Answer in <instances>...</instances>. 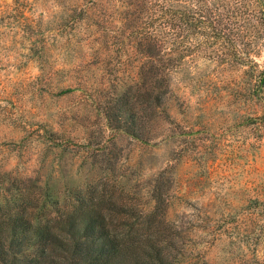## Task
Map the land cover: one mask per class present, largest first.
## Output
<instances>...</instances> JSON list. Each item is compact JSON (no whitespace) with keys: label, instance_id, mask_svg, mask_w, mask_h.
<instances>
[{"label":"rangeland","instance_id":"1","mask_svg":"<svg viewBox=\"0 0 264 264\" xmlns=\"http://www.w3.org/2000/svg\"><path fill=\"white\" fill-rule=\"evenodd\" d=\"M150 2L137 27L122 31L133 9L118 0H0V204L18 177L62 190L108 176L144 200L164 174L169 219L190 256L183 264L264 262V87L253 93L264 70V0ZM172 14L180 44L158 75L167 79L165 107L147 144L109 128L104 115L136 84L142 100L139 30L145 36L157 18L161 40ZM208 17L228 27L213 35ZM79 144L81 155L70 153ZM104 158L115 170L92 168Z\"/></svg>","mask_w":264,"mask_h":264},{"label":"trees","instance_id":"2","mask_svg":"<svg viewBox=\"0 0 264 264\" xmlns=\"http://www.w3.org/2000/svg\"><path fill=\"white\" fill-rule=\"evenodd\" d=\"M143 1L118 0L125 8L133 9L118 22L122 31L134 27L143 18L141 15L153 8L150 0ZM174 15L163 23L168 29L161 40L157 38V18L155 22H148L150 27L145 36L144 30H139L144 38L143 41L138 38L137 50L146 61L142 100L133 93L141 89L136 84L127 92L117 94L114 107L104 115L109 128L147 144L151 141L148 137L153 130L151 124L159 120V112L165 107L167 90L162 87L167 85V79L164 76L160 79L158 75L170 70L176 52L173 49L180 44L173 34ZM223 19L217 17L210 21L208 17L205 25L215 35L216 30L223 32L228 27ZM227 19L235 21L234 11ZM245 21L249 23L247 18ZM257 77L253 93L258 97L264 87V70ZM63 92H72V89ZM139 106L143 107L142 114L135 111ZM47 139L57 138L51 133ZM61 146L64 148V143ZM81 146L78 145L77 152L70 153L81 155ZM96 165H99L98 173L109 172L115 170L116 162L104 158L100 164H92V168ZM100 177L90 180L95 186L87 183L84 187H75L67 182L62 190L50 179L45 180L44 186L38 185L40 179L34 177L12 179L10 196L0 204V264H183L190 259L182 232L169 219L171 186H167L169 181H165L164 174L153 180L144 200L126 196L120 182L108 176L105 180ZM141 190L135 194L144 192ZM140 200L142 204L138 203ZM201 264L209 263L202 261Z\"/></svg>","mask_w":264,"mask_h":264}]
</instances>
